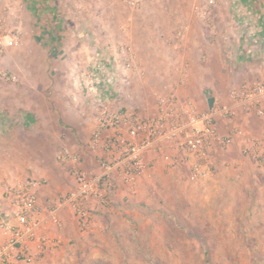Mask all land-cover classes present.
Instances as JSON below:
<instances>
[{
	"label": "rangeland",
	"instance_id": "1",
	"mask_svg": "<svg viewBox=\"0 0 264 264\" xmlns=\"http://www.w3.org/2000/svg\"><path fill=\"white\" fill-rule=\"evenodd\" d=\"M34 1L0 0V20L7 24L6 34H10L15 27L22 31L18 47L0 53V72L16 78V81L6 80L0 75V96L4 97L0 98V102L11 101L13 96L9 86L18 84L19 76L32 65L27 63L26 58L31 50L29 44L34 42L32 32L37 31L41 41L39 44H42L44 29H38L37 25L40 22L48 23L51 17L54 18L53 23L68 29L74 23L93 26L96 28L95 34L106 44L114 42L131 48L136 60L132 71L128 75L123 73L128 77H125L128 83L125 86L120 84V93L115 94L114 98L120 100L119 106L128 105L146 117L155 114L160 96L174 95L182 102L191 101L199 109H205L208 106L207 96L218 99L219 104L224 97L226 101L221 104H228L232 88L257 79L250 71L259 61L230 57L226 62H217L222 52L220 46L212 47L207 57L200 56V59V52L195 48L190 49L187 44L176 46L171 51L173 43L183 44L184 40L203 44L208 36V28L213 30L210 38L214 40L216 36L227 34L230 43L238 41L234 48L241 52L244 45L240 46V41L245 37V32L227 30L230 26H243V23L236 22L233 3L237 0H216L213 7L207 6L204 0H153L145 2L139 9L129 8L120 0H56L59 4L56 12H48L46 3L49 0ZM240 1L253 3L258 0ZM261 1L263 4L264 1ZM199 9L208 10L205 20L199 17ZM10 12L14 15L11 16ZM248 14H243L244 19H251ZM17 19L19 21L15 23ZM41 24L39 26L42 27ZM96 25L108 29L112 37H105ZM250 27L248 24V30ZM261 28L256 31V37L248 38V43L256 39L264 46V26ZM59 31L64 33L63 37L67 34V38H80V34H83L81 37L88 40L89 33L84 30ZM38 50L43 48L40 46ZM38 50L35 54L40 53ZM159 51H165L169 56L164 59L167 61L161 63L157 60L155 55ZM228 51H232V47L229 46ZM80 79L77 82L79 90ZM190 80H195L198 89L194 95L186 89L191 84ZM207 82L209 92L200 95L201 87ZM83 93L90 100L98 97L88 96L85 90ZM250 120L253 124L262 123L256 116L249 117L245 122ZM237 121L240 125L244 123V119L238 118ZM250 128L255 134L259 132L253 125ZM11 138L9 142L5 139L4 144H0V152H5L4 157L0 155V170L3 172L0 185L3 190L7 181L27 179L9 173L13 168L19 172L21 168L18 164L20 166L25 161L18 156L24 143L17 142L13 136ZM65 145L68 144L31 142L35 168L45 171L48 167L53 168L54 163L59 166L58 154ZM8 152L13 154L8 155ZM226 152L217 159L215 175L199 184L188 182L186 169L171 171L169 166L164 168L156 163L147 177H143L154 184V192L144 190L141 194H138L139 191L134 194V188L128 194L129 198L134 196L135 206L139 207L136 212L143 219L134 221L132 217L129 218L130 215L124 214L128 221L124 222L123 230L136 232L133 239L128 240L130 245L126 247L125 255H112V260L97 255H82L69 264H264V166L245 158L239 145ZM161 161L165 164L164 160ZM61 165L67 167L61 168L64 174H71V164ZM87 166L90 168L93 165L90 163ZM56 180L57 184L61 182L60 178L56 177ZM128 195L124 193L125 200ZM111 207L116 205L112 203L108 210ZM52 259L37 264H64L58 257Z\"/></svg>",
	"mask_w": 264,
	"mask_h": 264
},
{
	"label": "built area",
	"instance_id": "2",
	"mask_svg": "<svg viewBox=\"0 0 264 264\" xmlns=\"http://www.w3.org/2000/svg\"><path fill=\"white\" fill-rule=\"evenodd\" d=\"M120 1L139 9L153 0ZM204 1L209 7L216 4V0ZM197 13L203 20L208 17L206 9ZM7 29V24L0 20V53L20 44L21 29L15 27L8 35ZM256 29L251 25L245 31V40L256 37ZM108 50L110 57L95 58L81 75V88L88 96L110 97L113 91L120 93L122 74L132 71L136 57L129 46L113 42ZM0 75L2 79L16 81L6 73ZM240 115L244 119L241 125L237 122ZM251 116L262 120L257 134L245 122ZM263 119L264 75L232 88L229 103H216L213 109H199L191 101L182 102L174 95L160 96L156 113L148 117L127 105L103 106L87 143V156L93 166L86 167L85 156L68 148L58 154L61 164H71L75 187L51 209L45 212L39 202L43 185L40 180L27 178L4 185L7 209L0 214V264H34L58 249L62 240L46 229L48 224L60 225L58 213L63 209L72 212L82 230L89 229L95 214L105 212L114 203V192L120 184L134 190L138 180L146 177L159 160L170 168L186 169L187 180L192 184L213 177L218 169L217 155L236 145L245 158L264 166Z\"/></svg>",
	"mask_w": 264,
	"mask_h": 264
},
{
	"label": "crops",
	"instance_id": "3",
	"mask_svg": "<svg viewBox=\"0 0 264 264\" xmlns=\"http://www.w3.org/2000/svg\"><path fill=\"white\" fill-rule=\"evenodd\" d=\"M237 1L233 3V9L237 19L236 22L243 23V26L241 28L230 26V29H227L228 32H232V30L235 32L238 30V33L248 31V24L256 28L257 24H259V28L256 30H261V27L264 26V3L262 4L261 0L256 2L253 1V3H242L240 0ZM248 3L250 6H248ZM58 5L56 0H49V3H46L48 12H56V9H59ZM244 13H249L251 15V19H246L248 23L241 18ZM255 17H257V19H254ZM16 21H19V19L15 20V23ZM48 21V23L42 24L40 22L42 27L39 26L40 24L37 25L38 29H44L42 44H39L41 41L39 42L40 36H37V31L35 30V32H32L34 42L29 44V49L31 50H29V54L26 57L27 63L32 65H30L26 73H22V75L19 76L21 79L18 84L9 86L8 89L13 96L11 101L0 102V144H4L3 142L5 139L9 142L12 136L15 137V139L17 138V142L24 143L23 150H21L18 155L19 158L25 160L20 166L18 164L21 170L18 172V170L13 168L9 173L11 175H21L23 178L31 177L43 182L39 190V202L45 212L55 205L58 199L63 195L61 193H67L73 189V180L69 172L68 174H64L61 170V168L66 166L63 167L59 161V166L54 163L55 166H53V168L48 167L45 171L37 170L33 165L34 161H32L35 159V154L31 149V142L43 144L59 142L68 144L64 147L85 156V166L88 167L87 165L90 163L92 164V161L87 156V143L95 126L96 115L105 105L111 107H116L117 105L119 107L118 103L120 101L114 98L115 94L118 93H115V91L111 93L113 99L111 98L112 96L109 97V94H103L97 97V99L92 98V100H90L84 96V89L81 88L82 90H79L78 88L77 82L79 77L89 68V65L92 64L95 58L100 59V57L103 56H111L107 48L108 44L101 41L98 38L99 36L95 34L96 28L74 23L69 25L72 28L68 29L66 26L53 23V17ZM17 24H19V22H17ZM96 26L99 32H102L105 37H112L108 29L105 30V28H99L98 25ZM63 29L64 31L84 30L88 32V36L91 37L89 38L87 36L88 40H86L85 37H81L83 34H80V38H67V34H65L66 37H63L64 33L59 31ZM221 30H223V28ZM91 31H94V33L91 34ZM206 31L209 37L207 36L203 44L184 40L183 44L180 42L173 43L171 45V51H174V47L176 46L181 47L187 44V47H190V49L195 48L198 53L200 52V59V56L204 58L207 57L212 47L220 46L222 47V52L217 62H222V60L226 62L230 57H243L247 60L259 61V63L255 64L251 69L252 72L250 71V74L256 78H260L264 75V46H261L260 42L255 39L253 42L248 43L249 39L245 40V33L242 42L240 41V46H244L241 48V52H237L238 50L234 47L238 41H235L234 44L230 43L229 40H227V34L216 36V40H214L210 38L213 30L211 31L207 28ZM40 46L43 50L39 51L38 48H40ZM229 46L232 47V51H228ZM36 50L40 53L35 54V52H37ZM30 51H33L34 54H30ZM235 54L236 56H234ZM155 57H158L157 60L162 63L167 61L164 59L169 56L165 51H159L156 52ZM126 75L122 74L121 76L123 86L128 83L125 80V77H127ZM192 77L193 75L190 76V78ZM26 79L27 82L25 81ZM190 81L191 84H188L186 89L190 92H188L189 94L194 95L198 92V89L195 80ZM209 88L208 82L205 83L204 87H201L202 91L200 95L204 92L208 93L210 90ZM0 98L2 99L4 97L0 96ZM208 98L207 96V102ZM217 100L218 99H216L215 104L218 103ZM223 101H226L224 97L221 102ZM238 118L243 119L241 115ZM247 119L249 118L247 117ZM248 123L251 126H255L257 132L260 131V123L253 124L251 120L246 122V124ZM85 141L86 143H83ZM13 142L14 141H12V143ZM4 153L5 152L1 150L0 155L4 157ZM226 153H219L217 159L221 154ZM10 154H13V152H8V155ZM156 163L157 165L164 166V168L167 166L166 163L164 164L159 160L154 163L152 169H154ZM171 169L175 170L176 168H170V170ZM2 175L3 172L0 170V181ZM55 176L60 178L61 182H59V184H57ZM143 183L147 184L142 185ZM150 183L152 182L145 181L144 178L138 180L134 187V194H137V191H139L138 194H141L144 190L147 192H154L155 186ZM130 190L129 187L120 184L116 196L113 197V199L116 198L114 200L116 207H111L104 213L95 214L91 227L86 230L80 228L78 221L69 209L60 211L58 213L60 225L55 226L48 224L46 232L56 238H60L63 243L58 249L47 254L37 262L45 263V261L53 260L52 258L58 257L64 264H69L82 255H97L106 260H112V255H125L124 251L126 247L128 248L130 245L128 240L131 238L133 239L134 233L136 232L123 230L125 229L123 228L125 227V223L128 221L127 218L124 217V214L130 215L129 218L132 217L131 220L134 221H138L139 218H141L136 212L139 207L135 206L136 200L134 196L129 198L130 195L128 194L131 193ZM124 193L128 195L127 200H125ZM124 208L127 210H123ZM6 209L7 203L3 198V188L0 185V214H2L3 211L5 212ZM116 225H118V227ZM108 228L110 230H106ZM70 243L71 246H69ZM37 262H35V264H37Z\"/></svg>",
	"mask_w": 264,
	"mask_h": 264
},
{
	"label": "water",
	"instance_id": "4",
	"mask_svg": "<svg viewBox=\"0 0 264 264\" xmlns=\"http://www.w3.org/2000/svg\"><path fill=\"white\" fill-rule=\"evenodd\" d=\"M215 102H216V99L213 97L208 99V106L210 109H213Z\"/></svg>",
	"mask_w": 264,
	"mask_h": 264
},
{
	"label": "trees",
	"instance_id": "5",
	"mask_svg": "<svg viewBox=\"0 0 264 264\" xmlns=\"http://www.w3.org/2000/svg\"><path fill=\"white\" fill-rule=\"evenodd\" d=\"M115 193H116V192H114V194H115ZM114 196H115V195H114ZM114 196H113V197H114Z\"/></svg>",
	"mask_w": 264,
	"mask_h": 264
}]
</instances>
